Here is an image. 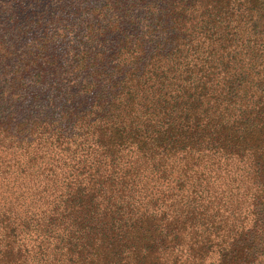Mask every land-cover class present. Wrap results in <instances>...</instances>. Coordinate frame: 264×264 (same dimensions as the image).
I'll return each mask as SVG.
<instances>
[{
	"label": "trees",
	"instance_id": "obj_1",
	"mask_svg": "<svg viewBox=\"0 0 264 264\" xmlns=\"http://www.w3.org/2000/svg\"><path fill=\"white\" fill-rule=\"evenodd\" d=\"M0 264H264V0H0Z\"/></svg>",
	"mask_w": 264,
	"mask_h": 264
}]
</instances>
